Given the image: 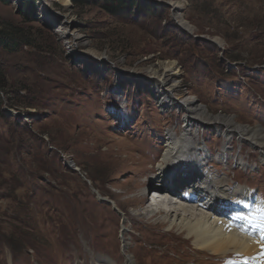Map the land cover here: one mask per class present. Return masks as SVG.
Wrapping results in <instances>:
<instances>
[{
    "label": "rangeland",
    "instance_id": "1",
    "mask_svg": "<svg viewBox=\"0 0 264 264\" xmlns=\"http://www.w3.org/2000/svg\"><path fill=\"white\" fill-rule=\"evenodd\" d=\"M97 1L0 0V28L20 42L0 45V264H122L123 239L135 264H202L183 235L139 214L140 185L162 182V136L183 124L146 77L173 60L174 99L264 128V0H180L190 29L173 18L176 0H134L118 15ZM64 25L81 44L60 37ZM203 128L218 154L226 137ZM231 140L218 176L264 195V146Z\"/></svg>",
    "mask_w": 264,
    "mask_h": 264
},
{
    "label": "bare ground",
    "instance_id": "2",
    "mask_svg": "<svg viewBox=\"0 0 264 264\" xmlns=\"http://www.w3.org/2000/svg\"><path fill=\"white\" fill-rule=\"evenodd\" d=\"M171 6L173 18L181 27L190 29L181 17V1H174ZM59 35L64 39L71 35L70 41L77 45L82 43L79 33L69 34L65 25ZM174 69L173 60L162 61L156 63L153 74L146 77L159 105L171 103L183 110L184 126L165 130L162 152L154 169L155 180L162 182L155 181L156 184L148 180L144 187L140 185L137 193L143 210L139 214L155 224H164L166 230L183 235L181 243L188 251H193L202 264H207L205 260L208 264H216V261L220 264H264V212L257 211L264 209V195H255L248 184H234L226 171L224 176H218L224 159L229 160L227 147L231 138L236 136L250 145L263 147L264 128L241 125L229 115H212L191 97L174 99L171 94L178 89ZM207 125L218 127L226 137L223 148L216 155L203 147L200 135L195 132L197 127L204 133L203 127ZM125 158L131 160L129 156ZM261 161L264 162V152ZM236 163L245 166L241 157ZM237 217H252L251 223ZM122 242V264H135L129 253L130 241L123 239ZM100 256L96 255L91 261L101 260ZM107 259L102 258L103 264L121 263Z\"/></svg>",
    "mask_w": 264,
    "mask_h": 264
},
{
    "label": "trees",
    "instance_id": "3",
    "mask_svg": "<svg viewBox=\"0 0 264 264\" xmlns=\"http://www.w3.org/2000/svg\"><path fill=\"white\" fill-rule=\"evenodd\" d=\"M75 5H85L98 2L97 0H71ZM134 0H101L99 6L107 13L112 15H118L122 12H129L134 5ZM29 15V13H26ZM20 43V42H19ZM16 43V39L11 34L5 33V31L0 28V45L4 48L14 49V46L19 44ZM6 86V80L4 75V70L0 64V88Z\"/></svg>",
    "mask_w": 264,
    "mask_h": 264
},
{
    "label": "snow or ice",
    "instance_id": "4",
    "mask_svg": "<svg viewBox=\"0 0 264 264\" xmlns=\"http://www.w3.org/2000/svg\"><path fill=\"white\" fill-rule=\"evenodd\" d=\"M257 211H262L264 212V209H258ZM238 219H247L249 221V223H251V219L252 217H237Z\"/></svg>",
    "mask_w": 264,
    "mask_h": 264
},
{
    "label": "water",
    "instance_id": "5",
    "mask_svg": "<svg viewBox=\"0 0 264 264\" xmlns=\"http://www.w3.org/2000/svg\"><path fill=\"white\" fill-rule=\"evenodd\" d=\"M69 167H71V166H69ZM71 169H72V170H76V171H77V168L71 167Z\"/></svg>",
    "mask_w": 264,
    "mask_h": 264
}]
</instances>
